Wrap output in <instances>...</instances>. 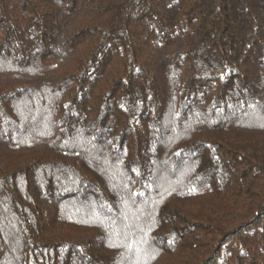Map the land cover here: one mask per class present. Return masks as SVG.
<instances>
[{
	"label": "trees",
	"instance_id": "1",
	"mask_svg": "<svg viewBox=\"0 0 264 264\" xmlns=\"http://www.w3.org/2000/svg\"><path fill=\"white\" fill-rule=\"evenodd\" d=\"M0 264H264V0H0Z\"/></svg>",
	"mask_w": 264,
	"mask_h": 264
}]
</instances>
